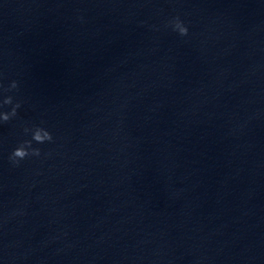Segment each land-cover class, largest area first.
Here are the masks:
<instances>
[{
  "label": "water",
  "instance_id": "95a60500",
  "mask_svg": "<svg viewBox=\"0 0 264 264\" xmlns=\"http://www.w3.org/2000/svg\"><path fill=\"white\" fill-rule=\"evenodd\" d=\"M13 79L0 264H264V0H0Z\"/></svg>",
  "mask_w": 264,
  "mask_h": 264
},
{
  "label": "clouds",
  "instance_id": "9594fccd",
  "mask_svg": "<svg viewBox=\"0 0 264 264\" xmlns=\"http://www.w3.org/2000/svg\"><path fill=\"white\" fill-rule=\"evenodd\" d=\"M165 26L170 27L179 36H186L188 34V26L179 16L171 17ZM17 87V81L15 79L11 80L6 87L0 83V123L8 121L16 115L17 108H19L20 104L19 102L14 103L13 96L5 95V93L11 92L17 89ZM7 105H11V107L8 110H4V107ZM24 132L30 134V139L20 142L8 156L9 161L14 165L28 156H40V149L33 147V142L41 144L52 140L51 133L40 125H33L31 128L25 127Z\"/></svg>",
  "mask_w": 264,
  "mask_h": 264
}]
</instances>
